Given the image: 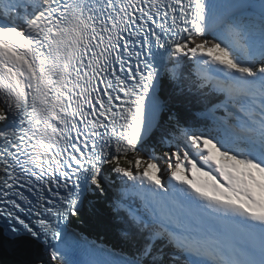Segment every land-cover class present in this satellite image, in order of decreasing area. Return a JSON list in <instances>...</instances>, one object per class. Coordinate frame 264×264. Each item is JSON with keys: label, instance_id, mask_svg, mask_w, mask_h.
<instances>
[{"label": "trees", "instance_id": "1", "mask_svg": "<svg viewBox=\"0 0 264 264\" xmlns=\"http://www.w3.org/2000/svg\"><path fill=\"white\" fill-rule=\"evenodd\" d=\"M251 24L254 25L249 26ZM245 28L251 31L256 30V32L260 34V37L263 40V28L255 26V23H253V18L251 16L245 18ZM216 42V39L213 37H209L204 40H190L186 44H184L181 52H188L190 54L197 55V53L201 50L204 51L206 54H215L218 52ZM196 63H198V61ZM198 65L203 64L200 63ZM169 90L175 93V95H171V99L174 101V103L172 104V106H170L169 110L164 116L161 130L156 132L152 136V138L145 145L139 148L135 153L118 158L111 163L112 165H109L108 169L113 173L114 178H116L114 175L115 172H113L115 171V169H124L130 172H135L140 170V165H142V167L143 165L152 166L154 164V162L152 161L155 160L158 162L156 164L159 165H162L163 162H174L177 164V160L174 159L175 157H173V151L170 149V143L175 142L174 136H172L171 134L172 132H175L177 134H184L187 130L195 131L194 133L197 135L199 133L203 137L206 136L209 142L213 141L217 129L213 127L214 125L212 123L200 119L201 117L196 111L197 100L191 98V96H189L185 91L179 93L174 90V88H169ZM190 100L192 101L190 106L192 107V109L187 107L186 104L179 103L187 102ZM6 117L7 114L5 112V109L0 105V123H2L6 119ZM193 146L195 145L193 144ZM180 155L182 156L183 153H181ZM101 187L102 185L99 184L98 188L96 189V192H98L96 194H93V198L96 197L99 202V205H96V208L92 207L94 219H83L78 216L76 217V219L79 224L87 226L89 230L94 231L100 234L101 236L107 238L108 241L120 244V234L118 236V233L116 232V230H118L119 228L118 224L112 221L111 215L106 213L104 210L99 211V209L97 208H101L102 205L104 209L108 208L114 210L116 209V203L121 204L122 200L119 197H116L110 189L105 188L104 190V188Z\"/></svg>", "mask_w": 264, "mask_h": 264}, {"label": "water", "instance_id": "2", "mask_svg": "<svg viewBox=\"0 0 264 264\" xmlns=\"http://www.w3.org/2000/svg\"><path fill=\"white\" fill-rule=\"evenodd\" d=\"M41 241L44 240L38 235H29L22 228L0 227V264H37L43 261L46 258L42 251L45 243Z\"/></svg>", "mask_w": 264, "mask_h": 264}, {"label": "bare ground", "instance_id": "3", "mask_svg": "<svg viewBox=\"0 0 264 264\" xmlns=\"http://www.w3.org/2000/svg\"><path fill=\"white\" fill-rule=\"evenodd\" d=\"M222 49H228L231 52L233 51L231 45L229 44V42L227 40H222ZM204 67H206V66H204ZM211 71H213V73H216V71H214L212 68H211ZM223 136L225 138L232 140L231 146L233 147V150L235 151L236 157L238 158V160L240 162L238 169H236L234 172L235 177L232 179L233 175H231V178L229 179L228 184L232 185V186L236 185V184H241V183L247 184V182L251 178L258 179L259 174L262 173L264 170L263 169L264 162L261 159L260 153L258 151H247V150L243 149L246 147V145L241 144L240 139H233L228 134H223ZM224 154L227 155L226 153H224ZM224 154L221 155V158L224 156ZM181 158H183L182 159L183 161L189 163V160L187 158H185L184 154L181 156ZM223 166H225V165L223 164ZM232 171H233V169H230L227 173H230ZM226 192H227L226 190H223V192H222L223 197L228 195ZM93 194H92V198H89V199L91 201H96V199L93 198ZM195 254L200 255L199 252H196Z\"/></svg>", "mask_w": 264, "mask_h": 264}, {"label": "rangeland", "instance_id": "4", "mask_svg": "<svg viewBox=\"0 0 264 264\" xmlns=\"http://www.w3.org/2000/svg\"><path fill=\"white\" fill-rule=\"evenodd\" d=\"M243 20H244V18L243 19H239L236 22H239L238 25H240V24L243 25V23H242ZM261 21H263V19ZM253 23H255V26H258V27L261 28L260 24H256V20H253ZM252 25H254V24H251L249 26H252ZM262 27L264 29V23L263 22H262ZM221 37L225 38L222 34H219L218 35L219 40H221ZM227 40L230 42L232 39L228 37ZM218 44L220 45L219 46V49H218L219 51L217 53H215V54H209V55H211L212 59L215 62H218V63H221V64H226L229 68H232L233 66H236V63H240L242 61V57H240L239 55H237L236 56V60H235L232 57V54L234 52L233 53L228 52V51H226V50H224V49L221 48L222 47V45H221L222 43L220 44L218 42ZM191 78L192 77H189L190 80H191ZM188 84H189V86H191V81H189ZM190 138H192V139L194 138L193 132L190 133ZM193 141H195V140L193 139ZM226 146L229 149L230 148L232 149V154H235V151L233 150V147L231 146V143L229 145L227 144ZM170 149L173 151V157H175L174 159H176L177 162H179V159H183V158L180 157L181 155L179 154L178 151L181 150V149H185L186 150V148H184L182 146L175 145L173 147H170ZM218 152H220L221 155L224 154V153L227 154V152L222 151V149H218ZM152 162H154V164L152 166H146V165L144 166L143 165V167H142V165H140V170L138 172H134V174H127V175L129 177L130 176H133V177H136L137 176L138 177V176H142V174H148L150 176H156V177L157 176H160V177H163V176H165V174L167 175L172 170L178 171L180 169V166L177 167V164H175L174 162H172V163H170V162L164 163L163 162L162 165L161 164L160 165L159 164H156V163H158L156 161H152ZM178 165H180V164H178ZM185 176H188V175H185ZM40 264H43V263H40Z\"/></svg>", "mask_w": 264, "mask_h": 264}, {"label": "clouds", "instance_id": "5", "mask_svg": "<svg viewBox=\"0 0 264 264\" xmlns=\"http://www.w3.org/2000/svg\"><path fill=\"white\" fill-rule=\"evenodd\" d=\"M152 138V137H151ZM156 161V160H155ZM157 162V161H156ZM42 251L44 252V254H46L45 253V251H46V248H45V244H43V246H42ZM40 263H44V264H46L45 262H44V260L43 261H38V263L37 264H40Z\"/></svg>", "mask_w": 264, "mask_h": 264}]
</instances>
